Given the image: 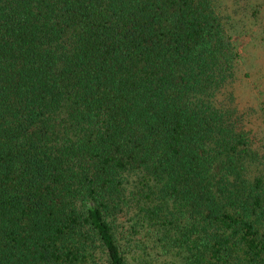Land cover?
<instances>
[{
  "label": "trees",
  "instance_id": "trees-1",
  "mask_svg": "<svg viewBox=\"0 0 264 264\" xmlns=\"http://www.w3.org/2000/svg\"><path fill=\"white\" fill-rule=\"evenodd\" d=\"M217 1L0 0V264H264Z\"/></svg>",
  "mask_w": 264,
  "mask_h": 264
},
{
  "label": "rangeland",
  "instance_id": "rangeland-1",
  "mask_svg": "<svg viewBox=\"0 0 264 264\" xmlns=\"http://www.w3.org/2000/svg\"><path fill=\"white\" fill-rule=\"evenodd\" d=\"M217 5L239 54L230 89L233 105L260 155L264 152V0H218Z\"/></svg>",
  "mask_w": 264,
  "mask_h": 264
}]
</instances>
